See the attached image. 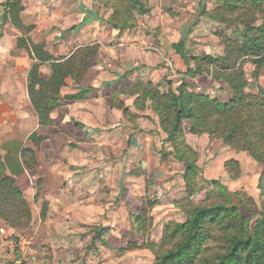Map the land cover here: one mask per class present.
<instances>
[{
	"label": "crops",
	"instance_id": "1",
	"mask_svg": "<svg viewBox=\"0 0 264 264\" xmlns=\"http://www.w3.org/2000/svg\"><path fill=\"white\" fill-rule=\"evenodd\" d=\"M209 3L210 0H197L196 7L187 14L190 18L184 20L168 8L162 12L154 8L144 17L148 26L140 22L142 26L119 31L108 24L110 13L98 9L93 0H21L19 25L11 20L6 0H2L0 162L29 203L32 221L26 230L17 231L0 218V231L26 239L16 256H7L0 246V264L21 260L26 264H48V253L60 255L65 248L63 238H76L84 224L98 222L105 212L112 216L114 210H104V202L100 203L96 195L100 189V158L120 157L128 168L137 163L141 168L138 174L143 170L150 183L161 180L168 172L167 165H177L179 180L184 185L183 164L171 155L162 158L156 142L159 138L162 141L165 134L149 98L138 102L139 93L134 92L133 85L150 82L161 93L171 88L178 94L177 87L184 82L185 93L193 90L222 102L230 100V90L223 81L205 74L192 77L185 73L187 64L194 67L191 57L222 52L216 41L203 44L200 55L188 51L192 24L199 20L203 24L206 18L201 11H211L213 8L206 6ZM156 28L162 29L170 44L181 42L187 61L178 52L168 53L163 48L154 36ZM203 35L196 39L204 40ZM211 45H216L215 50L208 47ZM34 46L40 49L36 51ZM58 63H63L64 75L55 88L56 106L49 114L51 122L42 125L29 96V73L36 64L39 78L48 81ZM67 67L69 74L64 72ZM48 90L54 92L53 87ZM182 124L186 142L196 150L197 167L199 155L205 149L216 153L219 144H224L206 134L190 133L187 118ZM33 134L35 139L31 138ZM223 146V150L236 156L221 160L215 156L210 161V169L219 165V178L227 176L225 160L234 158L241 165V154L248 156ZM24 148L33 151V156L26 159L28 165L22 153ZM130 172L128 169L131 175ZM92 194L96 196L88 198ZM43 204L46 211L42 216Z\"/></svg>",
	"mask_w": 264,
	"mask_h": 264
},
{
	"label": "trees",
	"instance_id": "2",
	"mask_svg": "<svg viewBox=\"0 0 264 264\" xmlns=\"http://www.w3.org/2000/svg\"><path fill=\"white\" fill-rule=\"evenodd\" d=\"M149 0H93L95 5H103L111 12L107 22L114 29L122 31L134 27L137 16L150 14ZM11 20L19 25L22 11L21 0H6ZM205 18L229 29L231 35L216 32L223 45L218 55L191 57L194 67L187 64L185 73L195 77L208 75L214 80L223 81L229 88L231 98L220 101L205 93L184 92L186 83L178 87V94L171 88L161 93L150 82H136L134 92L139 93L138 102L149 98L153 112L158 118L160 129L165 134L162 143L170 151L161 149L162 158L171 155L183 164L182 179L186 197L190 198L201 190L198 182L199 170L196 165L197 153L185 140L183 119L189 120V132L194 135L206 134L220 140L236 152H245L263 168L258 175L256 187L259 191L261 207L264 202V87L256 82L259 71L264 68V0H216L211 11L202 9ZM255 21H260L255 24ZM154 36L161 41L163 48L170 53L178 52L186 61V54L181 52L182 44L169 43L161 28L154 30ZM218 39V40H219ZM36 51L40 47H33ZM48 59V58H43ZM246 64L253 67L251 82L246 72ZM50 80L39 78L38 65L29 73V96L35 106L39 123L51 122L49 114L56 106L55 92L64 75L63 63L55 64ZM70 73V68L64 71ZM36 86L38 88L36 89ZM54 88V92L48 90ZM52 89V88H51ZM32 139L36 136L31 135ZM41 140L36 139L35 142ZM26 160L33 151L22 149ZM223 168L227 176L237 179L241 173L238 160L229 158ZM136 171L135 175H139ZM212 187L203 193L199 202H174L184 214L182 222H167L163 226L162 241L166 248L156 254L153 264H264V207L258 212L251 211L247 205H253L250 197L239 198L233 203L236 193L228 190L218 179L210 180ZM148 204L154 201L148 199ZM143 206V205H142ZM46 204L42 206V216ZM144 208L135 217L139 222ZM249 213V214H247ZM252 213V214H251ZM251 214V215H250ZM0 218L15 230H26L32 219L31 207L15 180L5 174L0 162ZM142 227L138 226V230ZM108 228L99 226L94 240L101 239ZM134 242V241H133ZM129 242L121 250L136 247ZM15 264H26L24 260Z\"/></svg>",
	"mask_w": 264,
	"mask_h": 264
},
{
	"label": "rangeland",
	"instance_id": "3",
	"mask_svg": "<svg viewBox=\"0 0 264 264\" xmlns=\"http://www.w3.org/2000/svg\"><path fill=\"white\" fill-rule=\"evenodd\" d=\"M215 1L210 0V3L206 6L214 8ZM196 4L197 0L148 1L150 9L158 8V11L162 12V10L165 11L168 8L178 13L181 20L189 17L187 14L191 13ZM98 9H101L105 14L111 12L103 5L98 6ZM144 17L137 16L135 25H141L140 22H144V25L148 26ZM200 21L194 25L192 24L190 30L191 38L187 42L189 53L191 55H200L204 47L203 44H212L214 41L219 43L223 51V45L220 44V39L216 32H222L227 36L231 35L229 29L224 27L219 29L220 26L209 18L204 19L202 21L203 24L199 23ZM259 23L260 21H255V24ZM202 34L205 36L204 40L196 39V37H200ZM195 40L199 42L196 44ZM208 47L211 50H215L216 45ZM252 67L251 64H246L245 66L250 81H254L253 78H255L251 75ZM257 76L256 81L264 85V68L259 71ZM156 145L158 149H164V146L167 147L166 144L162 143L160 138L156 142ZM223 145L226 144H219L216 153H213V151L208 152L205 149L199 155V167H197L199 170L198 182L202 188L190 198L186 197L184 185L179 180L180 173L177 165H167L168 172L161 180L159 182L156 181V183H150L149 180H146L147 175L145 174L147 173H144L143 170L141 171V175H134L136 171L139 172L141 170L137 163H133L134 165L128 168V166H125L126 164L122 163L120 157L109 160L105 157L100 158L98 161L101 162L98 169L100 189L97 190L96 195H99L100 203L104 202V210H114V212L111 214L112 216H107V212H105V216L101 214L98 222L84 224L83 229L81 232H78L76 238H73L74 236L63 238L62 246L64 245L65 248H62L60 255L52 254L49 249L50 253L47 252L48 255L46 256L48 264H153L156 254L162 252L167 246V242H163L161 239L164 224L167 222L184 221L182 210L175 206L174 202L179 201L184 203L188 200L199 202L203 197L204 191L212 187L210 180L218 177L219 165L214 164L211 167L212 169H210L207 167L210 161L213 162L215 156L220 160L236 156L235 154H230L228 149L223 150ZM208 148L211 150V147ZM241 155L240 162L242 168L237 179H231L228 176L216 179L226 186L228 190L236 193L232 197L233 203H237L239 198L250 197L254 204L247 205L248 209L258 212L264 207V202L261 207L259 191L256 187L258 175L263 167L250 160L249 156L245 154ZM128 169L133 172L131 175L128 173ZM96 195L92 194L88 198ZM148 199L154 201V205L148 204ZM142 208H144L143 216L139 222H136L135 217ZM109 224L112 225L111 228H108L109 231L102 236L105 243L100 238L94 240L95 231L99 226H107ZM138 226L142 227L140 229L142 231L137 229ZM130 241H134L133 243L138 246L121 250ZM108 243L110 244L109 247ZM57 251L59 252V250Z\"/></svg>",
	"mask_w": 264,
	"mask_h": 264
},
{
	"label": "built area",
	"instance_id": "4",
	"mask_svg": "<svg viewBox=\"0 0 264 264\" xmlns=\"http://www.w3.org/2000/svg\"><path fill=\"white\" fill-rule=\"evenodd\" d=\"M2 0H0L1 5ZM26 244L24 237H15L7 235L4 231H0V246L3 248L7 256H16Z\"/></svg>",
	"mask_w": 264,
	"mask_h": 264
}]
</instances>
